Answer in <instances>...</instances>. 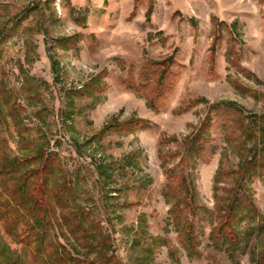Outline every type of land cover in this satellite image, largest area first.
Here are the masks:
<instances>
[{
    "label": "rangeland",
    "instance_id": "1",
    "mask_svg": "<svg viewBox=\"0 0 264 264\" xmlns=\"http://www.w3.org/2000/svg\"><path fill=\"white\" fill-rule=\"evenodd\" d=\"M170 56L177 82L155 110L149 90L123 79L143 85L147 62ZM0 107L9 157L27 158L48 141L121 264H255L264 249V168L243 169L264 154L245 133L251 126L264 135V0H0ZM141 118L151 126L101 134L111 122ZM205 122L210 141L192 158L188 145ZM170 152L177 156L166 159ZM169 167H184L198 204L214 212L185 211L183 222L198 229L195 256L179 242L164 198ZM233 198L253 203L234 219L235 261L210 239ZM12 200L0 177V262L40 264ZM157 240L176 252L167 242L153 250Z\"/></svg>",
    "mask_w": 264,
    "mask_h": 264
},
{
    "label": "trees",
    "instance_id": "2",
    "mask_svg": "<svg viewBox=\"0 0 264 264\" xmlns=\"http://www.w3.org/2000/svg\"><path fill=\"white\" fill-rule=\"evenodd\" d=\"M173 64H176L174 56L162 61L151 60L140 72V78L144 80L143 85H137L131 74L123 79V84L135 92L142 93L143 90H149L150 107L160 110L165 106L166 99L177 82L178 73L171 69ZM1 115L3 111L0 107V118ZM208 125L206 122L203 123L201 130L190 140L188 153L192 158L199 156L210 141ZM150 126V123L142 118L122 123L111 122L103 128L101 134L109 131L129 133L137 128ZM245 133H250V136L256 139L255 144H264V135L261 137L255 135L251 126L245 128ZM227 136L229 140V132ZM172 140L178 141V138L173 137ZM47 142L44 140L27 158L16 156L10 158L6 152V146L0 142V177L6 180L11 188L12 201L17 206V210L12 215L14 219L26 222L27 232L36 243L39 263L121 264L114 251L111 234L104 230L102 220L94 217L90 209L78 202L75 185L64 174V166L58 154L45 148ZM262 149L264 150V146ZM164 156L170 159L177 154L170 152L165 153ZM186 160L187 157L183 156L180 162L187 163ZM246 162L244 171L248 169V165L253 166L255 163H259L260 167L264 168V154L260 152L258 157H253ZM187 164L189 165V162ZM102 167L104 166H99L101 171ZM221 170L222 168L219 167L218 174ZM166 172L169 175V181L164 191V198L171 204L169 212L173 224L178 229L179 242L187 255H198V229L193 220L183 222L185 211L189 209L193 216L203 209L210 214L214 212L198 204L196 186L184 167L178 171L174 167H169ZM218 174L215 179L217 184ZM252 206L253 203L248 198L240 200L233 198L226 206L222 219L213 224L210 232L212 244L217 247L227 245L226 250L234 261L236 246L241 243V237L234 227V219L244 212V209H251ZM221 210L222 207L219 206L218 211ZM259 227V232H264V223ZM62 237L67 240V243L61 240ZM164 242L169 244L171 253L176 252L175 245L169 240L155 241L153 250L159 248V245L161 246ZM253 261L255 264H264V249L259 251ZM0 264H24V262L15 256ZM234 264L240 263L235 261Z\"/></svg>",
    "mask_w": 264,
    "mask_h": 264
}]
</instances>
